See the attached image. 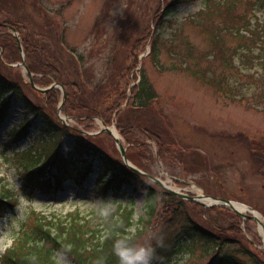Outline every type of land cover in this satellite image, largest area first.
<instances>
[{
  "label": "rangeland",
  "instance_id": "rangeland-1",
  "mask_svg": "<svg viewBox=\"0 0 264 264\" xmlns=\"http://www.w3.org/2000/svg\"><path fill=\"white\" fill-rule=\"evenodd\" d=\"M232 1L187 0L183 4L175 3L176 6L171 7L163 18H158V11L166 7L165 0H0L1 16L16 15L27 30L40 33L39 41L46 45L47 56L54 60L52 62L63 72L66 81L80 86L82 95L76 102L87 108L82 109L81 114L91 112V119L83 118L82 121L65 112L59 114L58 108L61 110L65 105L59 107L60 94L47 111L43 94L31 89L23 68L7 65L0 57L1 76L20 84L31 105L42 111L41 117L48 118L55 127L61 125L66 132L63 133L62 127H57L55 134L52 130H44L46 126L25 108L23 102H12L0 125V181L13 190L16 198L12 209L0 210V255L11 245L21 222L31 224L38 214L63 215L75 206L88 210L100 203V199L90 193L92 185L85 191L66 183L64 191L56 194L26 193L22 189L24 182L19 170L21 153L36 154L43 148L41 153L46 157L54 152L58 142L60 151L65 153L71 149L74 139H81L118 156L110 136H91L83 132L96 134L101 131L100 121L103 120L93 114L104 112L117 94L124 93L126 98L131 96L127 90L143 74L156 92L157 100L147 109L139 110L131 102L126 106L127 99L123 98L117 116L113 115L115 110L105 114L110 118L109 121L106 119L107 124L139 129L146 126L158 135L160 143L158 145L154 138L148 139L136 130L129 134L133 142L147 143L145 149L139 151L144 150L150 160L145 162L143 159L142 162L139 159L140 166H153L155 173L167 181L171 177L175 182L191 181L207 196L249 206L259 213L264 228V85L252 78L253 74L255 77L263 74V70L255 67L251 72L239 66V74L232 72L224 66L211 33L206 29L205 13L213 12L214 24L221 26L227 14L225 8L214 5ZM248 3L254 2L240 0L237 12L244 13L246 16L242 17L250 24L264 22V0L254 7ZM21 12L25 13V18L19 15ZM157 20L159 23L154 25ZM224 35L223 46L226 48L234 50L241 44V40ZM155 39L156 59L152 48ZM189 47L193 49L190 56ZM0 53H3L1 49ZM9 60L16 61L14 57ZM237 63L234 60L235 66ZM198 69H211L215 81L221 76L227 78L223 79V85H213L207 82L209 76L206 73L204 76L196 74ZM41 83L44 82L36 81V86L41 89L49 84ZM26 119L32 124L28 138L3 151L8 147L7 133ZM179 160L181 162H177ZM87 180L88 183L91 179ZM196 189L188 188L190 194H196ZM122 193L133 202L135 221L145 214L150 215L146 213L142 194L131 192L129 186ZM125 197L120 195L123 204ZM70 201L76 202L71 205ZM152 205L153 230H156L161 226L163 203L156 201ZM196 213L195 209L189 212L194 222ZM183 218L172 227L166 225L161 233L174 236ZM240 227L247 248L264 262L258 224L250 221L241 223ZM238 251L234 247L224 249L222 253L245 262L246 258ZM207 258L196 243L192 251L167 254L158 264H204ZM59 259L62 264L72 263L66 255ZM247 264H250L248 260Z\"/></svg>",
  "mask_w": 264,
  "mask_h": 264
},
{
  "label": "trees",
  "instance_id": "trees-1",
  "mask_svg": "<svg viewBox=\"0 0 264 264\" xmlns=\"http://www.w3.org/2000/svg\"><path fill=\"white\" fill-rule=\"evenodd\" d=\"M185 1L165 0L166 7H161L156 16L163 18L175 3L178 5ZM239 1L216 3L214 6L225 8L227 15H225L224 22L219 26L214 24L212 20L213 12L205 13L207 18L206 29L211 33V38L214 40V45H216L224 66L237 74L241 72L239 66L251 72L255 67H259L263 70V74L258 77L253 74L252 78L264 85V22L253 25L250 24V21L244 19L245 17L242 16L246 15L237 12ZM252 1L253 4L248 3L247 5L253 7L256 4L260 5V0ZM235 12L239 15H236ZM1 15L0 12V46L3 49L4 59L9 60L14 57L18 61L19 49L15 39L7 33L8 30L2 23L10 24L19 31L29 70L32 73L42 75L41 79L38 80L39 82L47 81L46 78L50 76L61 79L58 81L64 85L66 91L63 112L82 115L81 110L87 108L76 102L77 98H81L79 87L76 83L66 81L63 73L52 62L53 59L47 56L46 45L39 41L40 33L37 34L36 30H27V27L23 24L24 22L16 15ZM19 15L22 18L26 16L23 12ZM228 19H230V22H228ZM153 23L157 25L159 20ZM225 33L229 37L241 40V44L236 46L234 50L223 46ZM149 34L152 36L154 32ZM156 45L157 41L155 39L152 41L154 59L158 56ZM192 53L193 49L189 47L188 56ZM226 53H229V55H226ZM234 60L238 62L236 66ZM136 62L138 63L137 59ZM198 71L196 74L202 76L206 73L209 76L207 82L209 81L213 85H223V79L227 78L221 76L215 81L214 77L211 76V69H198ZM131 92L132 95L126 106H129L131 102L132 106L139 110L147 109L157 98V94L144 74L139 79L138 84L131 89ZM6 93H10V98L4 102L3 97ZM13 94L22 99L31 110L36 111L37 116H40L39 113L42 111L30 105L23 94L21 85L6 80L0 74V122L10 106L13 98L11 95ZM57 94L58 91L53 89L43 96L44 102L48 104L45 106L47 111L57 101ZM123 98H126L124 93L117 94L112 105L104 112H100V115L105 117V122L110 119L105 114L114 110L118 111ZM45 119L46 124L54 131L57 130V127H62L61 125L55 127L48 118ZM106 119L108 120L106 121ZM28 126L29 124L25 123L18 129L13 130L11 142H16L28 135ZM134 128L128 125L119 127V130L124 136H129ZM62 130L63 133H66L63 127ZM139 130L154 138L159 145L158 135L151 132L144 125ZM126 141L130 143L129 138ZM85 157H96L99 162L98 168L94 169V165L88 162ZM136 157L140 158L138 154ZM43 158V164L36 167L35 164L40 161V158L31 155L23 158L24 183L22 189L26 193H55V191L62 189L63 183L66 181L81 187L88 178L96 174L93 179V194L100 197L101 203L110 202L115 205V211L108 219L101 217L96 208L87 212V214H81L77 210L67 212L64 215L55 213L49 215L38 214L31 224H26L23 221L14 234L13 244L0 258L2 264H58L56 260L58 254L67 255L72 262L71 264H119L112 248L118 233L132 234L140 242L152 243L156 249L153 264H158L159 260L167 254H177L183 250L190 252L195 248L196 243L201 246L203 255L208 257L204 264H247V260L250 264H264L246 246L240 224L248 223L249 220H244L241 216L224 207H204L201 204L176 197L158 187L146 177L131 171L121 161L114 159V156H110L98 146L76 141L74 147L66 153L57 150L56 147L53 153ZM47 169H53L51 176L47 174ZM127 185H131L135 191L143 192L146 201H148L147 213L151 216L134 221L132 209L122 205L118 199V195L123 194V187ZM109 197L110 199H108ZM15 198L13 190L2 185L0 181V210L12 208ZM156 201L163 203V214L161 215V226L153 230L155 225L152 222V202ZM188 209H195L197 212L194 215L196 222L191 219L189 214L192 210L188 211ZM181 217L184 218L174 236L169 237L161 233L166 225L172 227ZM234 247L238 248L237 253L241 257L246 258L245 262L242 263L234 255L222 253L224 249Z\"/></svg>",
  "mask_w": 264,
  "mask_h": 264
},
{
  "label": "clouds",
  "instance_id": "clouds-1",
  "mask_svg": "<svg viewBox=\"0 0 264 264\" xmlns=\"http://www.w3.org/2000/svg\"><path fill=\"white\" fill-rule=\"evenodd\" d=\"M115 211V205L110 202L97 205L98 214L108 219ZM134 231V230H132ZM113 252L119 264H153L156 249L150 242H140L132 234H117L113 242ZM58 254V264H62Z\"/></svg>",
  "mask_w": 264,
  "mask_h": 264
},
{
  "label": "water",
  "instance_id": "water-1",
  "mask_svg": "<svg viewBox=\"0 0 264 264\" xmlns=\"http://www.w3.org/2000/svg\"><path fill=\"white\" fill-rule=\"evenodd\" d=\"M23 65H24V64H23ZM24 67H25V70H26L27 74L29 75V77H30V81H31V80H32V78H31V74L29 73V71L27 70V67H26L25 65H24ZM105 131H106L107 133L111 134L110 130L106 129ZM115 142L118 144L119 149H120V153H121V155H122V157H123V159H124L125 153H124V149H123V147L121 146V144L119 143V141H118L117 139H115ZM124 162H125V164H126L128 167H130L131 169L135 170V171L138 172V173H141V174L146 175L148 178L152 179L155 183H157V184L160 185L161 187L166 188V187L163 185V183H162L161 181H159L158 179H156V178H154V177H151L150 175L145 174V173H143L142 171L137 170L136 168H134L133 166H131V165L127 162V160H125V159H124ZM166 189L169 190V191H171V190L168 189V188H166ZM171 192L174 193V194H176V195H178V196L184 197V198H186V199H188V200L196 201V199L190 198V197H188V196L180 195V194H177V193H175V192H173V191H171ZM211 200H212V204H213V205H225V206L229 207L230 209H232L233 211H235L236 213H239L240 215H242V213L239 212V211L234 207V205H233L234 203L231 202V201L223 200V199H218V198H211ZM246 209H247V208H246ZM248 217H249V216H248ZM249 218H251V219H253V220H256V221L261 225V227H262V229H263V242H264V228H263V225H262L261 222L256 218V216L252 215V216L249 217Z\"/></svg>",
  "mask_w": 264,
  "mask_h": 264
},
{
  "label": "bare ground",
  "instance_id": "bare-ground-1",
  "mask_svg": "<svg viewBox=\"0 0 264 264\" xmlns=\"http://www.w3.org/2000/svg\"><path fill=\"white\" fill-rule=\"evenodd\" d=\"M115 135H117L116 133H115ZM236 206V208H238V206L237 205H235Z\"/></svg>",
  "mask_w": 264,
  "mask_h": 264
}]
</instances>
